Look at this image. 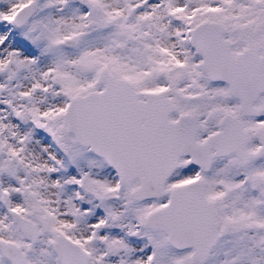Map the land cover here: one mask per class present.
I'll return each instance as SVG.
<instances>
[{
	"label": "snow or ice",
	"instance_id": "6c2138e0",
	"mask_svg": "<svg viewBox=\"0 0 264 264\" xmlns=\"http://www.w3.org/2000/svg\"><path fill=\"white\" fill-rule=\"evenodd\" d=\"M0 264H264V0H0Z\"/></svg>",
	"mask_w": 264,
	"mask_h": 264
}]
</instances>
